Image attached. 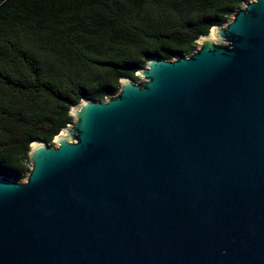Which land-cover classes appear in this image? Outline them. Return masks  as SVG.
<instances>
[{"label": "water", "instance_id": "95a60500", "mask_svg": "<svg viewBox=\"0 0 264 264\" xmlns=\"http://www.w3.org/2000/svg\"><path fill=\"white\" fill-rule=\"evenodd\" d=\"M198 43L0 176V264H264V0Z\"/></svg>", "mask_w": 264, "mask_h": 264}, {"label": "trees", "instance_id": "16d2710c", "mask_svg": "<svg viewBox=\"0 0 264 264\" xmlns=\"http://www.w3.org/2000/svg\"><path fill=\"white\" fill-rule=\"evenodd\" d=\"M251 0H0V176L20 181L35 140L55 145L84 98L105 101L149 57L194 52Z\"/></svg>", "mask_w": 264, "mask_h": 264}, {"label": "rangeland", "instance_id": "374dc122", "mask_svg": "<svg viewBox=\"0 0 264 264\" xmlns=\"http://www.w3.org/2000/svg\"><path fill=\"white\" fill-rule=\"evenodd\" d=\"M54 141H55V139H54ZM25 179H26V177L22 178L20 181H24Z\"/></svg>", "mask_w": 264, "mask_h": 264}]
</instances>
